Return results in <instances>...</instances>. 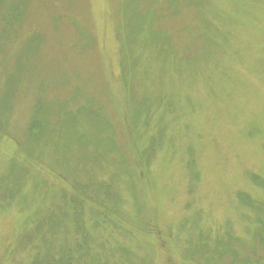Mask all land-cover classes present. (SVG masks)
<instances>
[{
	"label": "rangeland",
	"instance_id": "obj_1",
	"mask_svg": "<svg viewBox=\"0 0 264 264\" xmlns=\"http://www.w3.org/2000/svg\"><path fill=\"white\" fill-rule=\"evenodd\" d=\"M0 264H264V0H0Z\"/></svg>",
	"mask_w": 264,
	"mask_h": 264
}]
</instances>
